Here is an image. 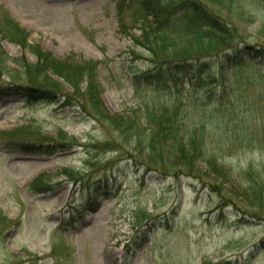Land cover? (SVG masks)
Listing matches in <instances>:
<instances>
[{"label": "rangeland", "instance_id": "374dc122", "mask_svg": "<svg viewBox=\"0 0 264 264\" xmlns=\"http://www.w3.org/2000/svg\"><path fill=\"white\" fill-rule=\"evenodd\" d=\"M119 1L0 0V17L8 13L28 43L58 59L97 61L99 96L110 113L122 115L143 100L187 105L193 89L200 99L210 90L217 94L210 104L200 106L199 100L187 109L192 119L193 112L210 111L214 136L209 139L229 178L218 169L206 175L203 161L193 167L202 175L177 173L183 162L166 150L157 164L166 173L149 170L146 149L88 117L75 96L66 105L58 94L38 100L2 95L0 264H264V200L254 202L239 178H231L243 177L241 171L251 164L257 185L264 183V53L248 49L242 63L213 67L209 73L216 80L202 89L194 85L198 73L187 70L182 94L172 88L161 95L149 87L136 93L134 80L153 65L149 52L133 42L140 29L129 11L127 28H120ZM259 1L250 9L223 10L241 33L233 44L264 49V0ZM0 46L13 69L10 77L0 75V84L31 81L30 72L11 58L33 64L37 58L4 37ZM176 51L168 49L172 55ZM49 77L63 81L51 72ZM63 89L73 91L65 84ZM35 139L52 147L45 153L26 151ZM40 175L36 194L31 183Z\"/></svg>", "mask_w": 264, "mask_h": 264}, {"label": "trees", "instance_id": "16d2710c", "mask_svg": "<svg viewBox=\"0 0 264 264\" xmlns=\"http://www.w3.org/2000/svg\"><path fill=\"white\" fill-rule=\"evenodd\" d=\"M125 1L120 0L117 6L120 28H127L125 18L126 11H129L128 16L133 17V24L138 23L140 29V34L133 36V42L149 52L148 60L153 65L141 77L134 80V92L136 93L149 87L161 95H165V91L171 92L172 88L182 94L180 90V86H183L182 74L188 73L185 72L187 70L198 73L199 76L194 81V85L202 89L215 82V75L209 73L210 70L213 72V67L220 69L219 65L222 66L226 62L237 59L241 60L236 63H242L243 55L248 49L257 54L264 53V49H255L250 43H244V46H240L239 43L233 44L241 33H238L239 27L223 14V10L228 11L239 6H246L250 9L255 2L260 5L259 0H128L126 4ZM130 2H135L137 5L129 7ZM3 37L27 48L37 58V62L27 63L20 57H12L11 60L18 63L24 73L30 72L34 78L27 82L16 79L2 82L0 96L19 94L28 100H38L45 97L51 99L58 94L64 97L63 103L66 105H70V99L73 100L75 96V104L88 117L102 125L112 126L114 130L145 148L148 154L145 163L149 170L155 168L160 170L159 172L166 173L164 166H157L165 150L166 153L167 151L173 153L183 162L177 166V173L193 176L199 174L200 169L197 171L193 168L198 161H203L207 165L208 174L205 172L204 174L208 176L211 172L217 171L216 169L224 170L222 163L217 162L216 148L209 139V136L212 138L214 136L213 125H210L209 121L210 111L206 109L202 113L192 111L196 116L192 119L193 114L187 109L190 105L195 109L199 100L200 106L210 104L213 97L217 95L211 90L202 95L200 99L197 93L199 91L193 89L189 94L192 97H186L187 105L182 104V101L177 102L176 99L165 105L151 104L149 100H143L135 108L121 113L122 115L110 113L102 106L100 100L101 85L96 82L97 61L84 59L73 62L72 57L58 59L37 44L28 43L27 34L6 12L3 18L0 17V38ZM168 49L179 51H176L177 55H172L169 54ZM228 49H233L232 55L226 52ZM7 59L9 56L0 46V75L5 74L10 77L13 75V69H10ZM248 62L255 61L251 59ZM49 72L63 81L53 80L49 77ZM221 75L223 76L222 68ZM63 84L73 91L71 93L65 91ZM182 98L181 95L180 99ZM31 142L33 144L26 151L45 153L47 148L52 147L41 139ZM59 145L64 146L62 142ZM241 172L243 177L236 175L231 178L234 181L239 178L243 193L249 195L254 202H262L264 183L257 185L255 180L258 172L255 166L250 164L245 172ZM223 173L228 179L229 171L224 170ZM41 176L31 183L34 193L40 190L36 186L43 181V176Z\"/></svg>", "mask_w": 264, "mask_h": 264}]
</instances>
